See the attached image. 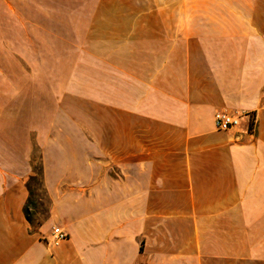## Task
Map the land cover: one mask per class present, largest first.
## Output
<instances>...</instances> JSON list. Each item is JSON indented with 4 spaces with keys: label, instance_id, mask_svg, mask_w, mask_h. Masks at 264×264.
I'll return each instance as SVG.
<instances>
[{
    "label": "crops",
    "instance_id": "obj_1",
    "mask_svg": "<svg viewBox=\"0 0 264 264\" xmlns=\"http://www.w3.org/2000/svg\"><path fill=\"white\" fill-rule=\"evenodd\" d=\"M0 264H264V0H0Z\"/></svg>",
    "mask_w": 264,
    "mask_h": 264
},
{
    "label": "rangeland",
    "instance_id": "obj_2",
    "mask_svg": "<svg viewBox=\"0 0 264 264\" xmlns=\"http://www.w3.org/2000/svg\"><path fill=\"white\" fill-rule=\"evenodd\" d=\"M61 23V22H60ZM63 25H55L54 30L58 33L62 32L65 28H68L69 30H73L75 27H72L70 25H65V23H61ZM63 27V30H62ZM49 53V52H48ZM71 54V52H70ZM74 61L75 59L73 57H70V62ZM46 63H49V59L45 58ZM83 61V64L85 67H90V73H92V66L95 65L94 61L91 58L85 57L81 59ZM98 67V66H97ZM91 92V91H90ZM32 187V194H31V203L28 204L29 207V216L32 220L33 229H36L40 223L46 218L47 213V203L46 198L44 195L43 190L37 183H31Z\"/></svg>",
    "mask_w": 264,
    "mask_h": 264
},
{
    "label": "built area",
    "instance_id": "obj_3",
    "mask_svg": "<svg viewBox=\"0 0 264 264\" xmlns=\"http://www.w3.org/2000/svg\"><path fill=\"white\" fill-rule=\"evenodd\" d=\"M248 113L244 111H238L235 113H229L227 111L217 112L214 116L215 127L220 131H230L238 128L240 124L247 118ZM67 237V233L60 227H52L51 235L48 240L50 244H56L57 242L64 240Z\"/></svg>",
    "mask_w": 264,
    "mask_h": 264
},
{
    "label": "trees",
    "instance_id": "obj_4",
    "mask_svg": "<svg viewBox=\"0 0 264 264\" xmlns=\"http://www.w3.org/2000/svg\"><path fill=\"white\" fill-rule=\"evenodd\" d=\"M36 181H39V178L38 177H32V178H30V180L28 182V188H29L30 195L32 193V191H31V183L36 182ZM30 201H31V199L29 198L28 199V204H30ZM25 215H26L27 221L30 223V225H32V220H31V218L29 216L28 209H27V205H26V208H25Z\"/></svg>",
    "mask_w": 264,
    "mask_h": 264
}]
</instances>
